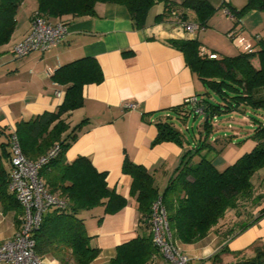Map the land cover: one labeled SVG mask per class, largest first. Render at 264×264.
<instances>
[{
    "label": "trees",
    "instance_id": "1",
    "mask_svg": "<svg viewBox=\"0 0 264 264\" xmlns=\"http://www.w3.org/2000/svg\"><path fill=\"white\" fill-rule=\"evenodd\" d=\"M23 0H0V47L8 44L16 30V16ZM37 12L50 22H65L64 17L76 18L96 16V5L111 3L125 6L131 16L134 28L142 30L150 9L156 3H164L165 11L157 17V23L188 22L189 12L195 14L197 24L207 28L209 21L217 13V8L207 0H185L177 4L171 0H37ZM222 7L237 19L235 28L249 12L264 13V0H248L237 10L224 2ZM182 11V13L178 12ZM175 13V15H174ZM172 44L185 56L187 65L198 76L206 88L220 97L219 103L206 98L200 99L205 115V135L209 138L211 120L221 113L252 112L264 113V40L258 43L254 52L242 50L231 57L210 59L201 54L198 40H173ZM258 60L259 67L253 61ZM53 80L66 87L63 103L55 112H45L29 121L17 124L13 132L0 126V205L4 211L17 210L23 213L15 196L9 191V170L7 165L12 157L11 137L15 134L22 152L31 160L45 156L56 144L61 146L60 155L43 166L40 177L46 188L55 196L66 201L65 208L49 211L34 232L36 253L41 258L51 257L60 264H92L99 256L100 249L91 244L84 219L79 215L96 207H104L105 214L120 211L127 200L108 186L107 173H100L86 157H78L71 164L66 160V152L76 141L83 121L73 129L64 117L84 105V87L103 81V72L94 58L86 57L66 64L53 75ZM188 104L173 108L181 114ZM192 108V107H191ZM191 111L198 112L194 108ZM258 123L251 138L256 145L249 153L241 156L234 164L220 171L208 155L213 147L204 139L195 148L185 153L180 166L160 192L156 180L149 170L134 164L128 157L123 164V172L131 177V195L136 199L140 213V229L143 233L136 239L116 248V255L109 264H156L163 258L154 244L151 233L153 205L161 200L167 212L168 224L179 244H195L210 233L217 232L219 225L229 212L240 219V202L254 195V176L264 170V122ZM158 135L154 145L176 142L183 145V135L173 122L157 123ZM264 217V208L253 221L242 224L238 231L229 229L234 237ZM232 219L229 221L231 222ZM20 218L17 225L20 226ZM225 250H222V252ZM213 256L220 261V254ZM236 264H264V250L257 248L255 256Z\"/></svg>",
    "mask_w": 264,
    "mask_h": 264
},
{
    "label": "crops",
    "instance_id": "2",
    "mask_svg": "<svg viewBox=\"0 0 264 264\" xmlns=\"http://www.w3.org/2000/svg\"><path fill=\"white\" fill-rule=\"evenodd\" d=\"M171 1L181 4L185 0ZM207 1L217 8V14L209 22L212 27L220 28L227 36L238 32L255 50L259 49L258 43L264 40L259 32L263 14L255 10L249 12L239 21V29H235L230 26V20L235 24V18L225 13L226 8L222 4L226 2L240 10L243 3L238 0ZM26 2L23 0L18 10L17 26L11 41L0 47V126L8 133L13 132L22 121H29L45 112H55L66 94V87L53 80L55 72L86 57L98 62L103 81L86 85L84 105L64 117L71 129L88 121L66 152V160L71 164L78 157L88 158L98 172L107 173L109 188L127 200V205L116 213L105 214L104 207H96L79 215L92 238V246L101 251L92 264H97L102 258L109 264L118 246L143 233L137 202L131 195L132 180L123 172L125 158L146 167L162 192L185 153L197 145L186 139L183 145L176 142L154 145V141L158 135L157 123L172 119L173 108L186 105V100L198 96L203 89L201 80L172 41L198 40L201 43L200 37L197 33L179 31L173 22L157 23V17L165 11L164 3H156L150 9L146 27L142 30L134 28L125 6L100 3L96 5L94 17L63 18L69 33L59 47L15 59L11 49L29 35L32 16L37 12L35 8L27 18L23 14V18L20 9ZM189 22L197 23L192 12H189ZM201 47L206 48L203 43ZM253 63L259 67L257 59ZM56 91H61L60 97L55 95ZM126 104H136V108L126 109ZM3 142L7 140L1 138L0 143ZM251 151L252 146L247 142L241 150L231 148L215 157L211 155V158L217 169L223 171ZM7 168L10 169L9 163ZM261 209L253 213L252 219ZM18 218L20 213L17 210L4 211L0 205V243L17 233ZM239 221H243V217L232 218L225 227L234 230ZM228 232H212L195 244L181 245L192 264H236L253 258L257 248L264 250V217L234 237H230ZM220 252V261L214 262L213 256ZM44 260L46 264H60L51 257ZM156 264L166 263L158 258Z\"/></svg>",
    "mask_w": 264,
    "mask_h": 264
},
{
    "label": "built area",
    "instance_id": "3",
    "mask_svg": "<svg viewBox=\"0 0 264 264\" xmlns=\"http://www.w3.org/2000/svg\"><path fill=\"white\" fill-rule=\"evenodd\" d=\"M225 13L232 17L228 9ZM176 29L195 33L200 26L197 23L177 22ZM68 33L67 23L50 22L36 12L32 16L29 35L13 46V57L21 59L34 52H48L59 47ZM228 37L242 50L250 53L255 51L249 40L238 32H231ZM201 54L210 59L218 58L216 54L209 53L203 48ZM61 94V91L55 92L58 97ZM186 103L196 112L203 114L198 96L189 98ZM124 108L134 110L136 104H126ZM61 151V146L56 144L45 156L34 161L24 155L17 136L12 135L9 191L15 196L23 213L17 233L9 240L0 243V264H46L45 260L36 253L34 232L39 229L44 216L49 211L65 208L66 201L53 195L46 188L40 177V171L45 164L57 158ZM151 233L153 242L160 250L166 264H192L190 256L184 252L169 228L167 212L161 200L153 205Z\"/></svg>",
    "mask_w": 264,
    "mask_h": 264
},
{
    "label": "rangeland",
    "instance_id": "4",
    "mask_svg": "<svg viewBox=\"0 0 264 264\" xmlns=\"http://www.w3.org/2000/svg\"><path fill=\"white\" fill-rule=\"evenodd\" d=\"M238 1L240 3H243L244 6L248 2V0ZM37 4V0H27L26 4L21 7L20 14L22 16L24 14L25 18H27L30 13L34 12L35 8L38 9ZM257 12L263 14L264 16L263 12ZM215 15L213 17H215ZM187 23L191 22L188 21ZM230 26H235V24L231 23V20ZM238 26L239 25H237L235 29H239ZM259 32L264 36V20L261 26L259 24ZM195 33L199 35L201 43H203L206 48L209 49V51L206 48L203 49L207 50L209 53L216 52L220 57H231L242 52L241 48H239V46L235 42L229 39L226 32H223L222 30H220V28L212 27L211 24L207 28H201ZM12 50L13 47L11 49V54ZM201 84L203 86V89L198 95V98H206L207 100H210L214 103H219L220 97L216 95L214 91L210 90L209 88H206L203 83ZM191 109L192 108L190 106L189 108L183 110L181 114H176L175 112H172L174 116L172 119L169 120L172 121L174 126L181 131L183 138L190 141L192 144H198L203 139L204 141L207 140L213 147L212 153L208 155L209 159H212L211 155L215 157L216 155L225 153L231 148L241 150V148L245 147V144L247 142L251 144L252 150L255 147L256 140H254L250 136L252 133H254L255 128L258 126V123L255 122L253 119L255 118L259 122H264V113H256L248 110L246 112L218 114L211 120L212 130L209 138H207L205 135L204 127L205 115H203L201 112L196 115L195 112L191 111ZM195 147L196 146H194V148ZM230 166L231 165L227 166L226 168ZM226 168H224V170ZM253 184V198L248 200L242 199L240 202V214H242V216L244 217L243 221H239V223L234 226V231L239 230L242 222H249L253 218V213L255 214L259 209H261L262 204H264V170H261L254 176ZM234 214L235 213L233 212L228 213V215L223 219V221L219 225L218 229H216L218 233L224 234L226 231H228L229 227L225 226H228V222L235 217ZM180 246L183 249L181 244ZM185 249H189V247H185ZM97 264H107V261L102 258L100 261L97 262Z\"/></svg>",
    "mask_w": 264,
    "mask_h": 264
}]
</instances>
